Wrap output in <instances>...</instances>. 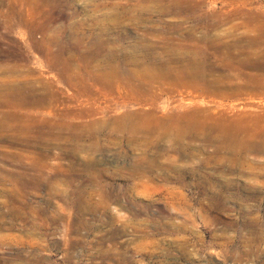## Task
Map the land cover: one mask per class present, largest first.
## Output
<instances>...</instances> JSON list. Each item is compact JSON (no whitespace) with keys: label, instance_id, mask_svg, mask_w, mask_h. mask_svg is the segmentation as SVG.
<instances>
[{"label":"rangeland","instance_id":"obj_1","mask_svg":"<svg viewBox=\"0 0 264 264\" xmlns=\"http://www.w3.org/2000/svg\"><path fill=\"white\" fill-rule=\"evenodd\" d=\"M32 1L0 0V67L31 70L47 92L55 91L73 107L87 105L89 97L95 114L66 121L67 141H57L48 128L41 137L33 128L32 136L48 145L27 152L0 141L5 155H30L25 164L0 158V264H264V177L213 170L214 164L203 168L200 138L184 141L192 146L186 156L157 151L147 145L145 132L139 129L131 140L114 120L132 114L144 130L168 126L167 119H193L199 108L230 112L233 102L209 98L205 87L183 84L178 73L164 67L184 52L198 57L194 47L205 36L197 20L202 14L217 24L211 37L220 38L216 43L221 53H227L222 45L232 35L246 37L247 54L264 55V0ZM177 1L196 12L163 13ZM199 51L213 52L205 47ZM115 68L136 76L137 82L130 85L123 76L112 79ZM61 69L69 72L71 85ZM3 73L0 80L9 76ZM102 79L106 88L98 85ZM251 82L263 83L259 78ZM76 92L83 95L81 103ZM253 96L249 103L237 102L238 109L247 103L255 106L253 113L264 111V95ZM55 118L54 113L42 114L46 122ZM61 127L68 126L60 124L54 132ZM163 144L170 146L168 139ZM34 153L45 158L34 163ZM257 157L249 158L264 163V156ZM152 159L158 166L150 173L145 162ZM196 168L201 170L198 175L211 173L223 182L196 180ZM180 170L188 171L182 182L173 178ZM143 174L153 178L139 180ZM22 177L29 181L24 187L18 183Z\"/></svg>","mask_w":264,"mask_h":264},{"label":"bare ground","instance_id":"obj_2","mask_svg":"<svg viewBox=\"0 0 264 264\" xmlns=\"http://www.w3.org/2000/svg\"><path fill=\"white\" fill-rule=\"evenodd\" d=\"M20 1L22 2L23 0H20ZM33 1H32V3H33ZM18 3H20V2H18ZM28 3L29 2L27 1V3H25V4H28ZM179 3H181V2L177 1L176 5L171 6L170 8L166 7V9L163 10V13L167 14L168 12H172V14H175V15L177 14V15H187L188 16V15L196 12V9L189 6L190 4L185 3V2H182V4H179ZM232 4L233 3L230 2V6ZM23 5H21V6H23ZM102 6H105V5H102ZM102 6H100V7L102 8ZM18 7H16V8H18ZM27 7H28V5H27ZM201 9H202V7H201ZM201 9H200V11H201ZM14 12H11V13H14ZM30 14H32V13H30ZM197 20L201 25H204L203 29H205V34H204L205 36L202 37L201 42L197 45V47H196V45L194 47L197 49L196 51H197L198 57L197 56H193V57L189 56V55L185 54V52L182 54H179V55L177 54L178 55L177 57L174 56V58L168 59L167 66H165L164 68H165V70L167 68L168 71H170L171 73H174V74L178 73L179 74L178 79L183 84H192V85L196 84L195 87H199V88L205 87L206 89L203 88L204 94L206 96H208L209 98H215V99H216V97L221 98V100H220L221 103H223V101L226 99L233 102V104L231 105L230 112L217 111V110H211V109L202 111L199 108V111L198 110L194 111L195 116L193 119H184L183 117L167 119V121H171L168 126H164V125L159 124L157 127L144 129V130L142 129L141 126H139L137 124V122L135 121L134 118L132 119V114L129 117L128 116L126 117V116H124V114H122L124 117H122V116L119 118L115 117L116 118V119H114L115 125H118L124 132H127L129 135L128 138H131V140L135 139L134 135H135V133L137 134V131L140 129L141 132L142 131L145 132L143 134L145 135L144 137L146 139V143L148 146L155 147V149L157 151L165 150L166 152H175L179 155H184V156L187 155V152L188 153L192 152V146L184 143V141L186 139H189V138H196V139L200 138V140L203 142V144L198 149L199 155L201 152V153H203L201 155L206 156L205 160H203L205 162V163H203L204 164L202 166L203 168L207 169L211 165L214 164L213 166H215L216 168H213V170L216 169V170H219L221 172H230V173H237V174L239 173V174H241V176L244 174H249V176H250L254 173L255 178H258V180H259V178L264 177V163L260 162V160H259V162H260L259 163L257 160H255V159L253 160L249 157L251 155H255L256 157L257 156L258 157L264 156V111H260L259 109H257L258 110L257 113H253L252 111L256 110L255 106H251L247 103H249L248 100L254 99L253 95H255V94H263L264 95V60H263L264 55L262 53H249V54H247L245 51L246 37L241 38V37L236 36L234 38V37H232V35L230 36L231 40L229 42H227L225 45H222L225 48H227V50H228L227 53H221V49H220L221 46H219V44L216 43L220 38H215L214 35H213L214 36L213 38L211 37V32L216 30L217 24L213 23V22L210 23L208 21L207 15H204V14L199 15L197 17ZM209 37H211L212 40H210ZM95 41H97V40H95ZM213 44H214V46H212ZM203 46L205 47L206 50H212L213 52L203 54L201 51H199L200 48L201 49L204 48ZM198 52L201 53L202 55H200ZM45 56L48 58V60L52 59V56L49 53H47ZM21 58H24V57H21ZM20 62H22V61H20ZM20 62H18V63H20ZM51 62H53V61H51ZM53 64H54V62H53ZM8 65H9V63H8ZM14 65H16V63ZM21 66L23 68V65H21ZM18 68H19V65L13 66L10 68H8V66H7V67H5V69L3 68V70H2L5 73V75L8 74L9 76H7V78L3 77V79L0 80V141H7L10 143L9 145H11V144L21 145L24 148V150H22V151H26V149H28L30 147H32L34 149V147H36V146L47 144L43 138L40 139V137L45 134V131H44L45 128L50 129V131L52 130L51 132H49V133H52V135L56 134L55 139L57 141H60L63 139H65L64 141H67L69 138L68 139L66 137L64 138V134L66 135L68 132L69 123H67L66 121H69L73 118L83 120V118L88 117L90 115L93 116L95 114L94 111L92 112L93 104L90 103L91 98L87 97L88 95L87 96L85 95L87 97V99H86L87 105L84 106L83 104L78 103V105H83L84 107L79 108L78 105L77 106L75 105L74 106L75 108H74L72 106V102L70 100H66L63 97H60L59 95L56 94L55 91H53L52 93L47 92L44 88L45 84L43 82H41L40 80H38L37 78L34 79L32 74H31V72H32L31 70H29L28 72H23L22 70H19ZM61 68H62V66H61ZM157 69L162 71L163 67H161V69L156 68V70ZM26 70H28V69H26ZM61 70L63 71L64 69H61ZM2 71L0 70V72H2ZM20 71H22V72H20ZM33 73H34V71H33ZM62 73L64 74L65 81L68 83V84L66 83L67 86H69V84L71 85V82L69 80V77H71V76L68 77L69 72L66 70V72L63 71ZM111 74L113 75L112 79H114V78L118 79V77L123 76L124 81H126L130 85H132V83H134V81L137 80L136 76L131 77V74L128 75L130 77L125 76V72L120 71L118 68H115ZM108 76H111V75H108ZM251 78L262 79L263 83L254 84L251 82ZM74 79H76V77ZM104 79L98 81L99 86L105 87V85L107 83H105L106 79L105 80ZM78 80H77V82H80ZM73 81L76 82L75 80H73ZM80 92H76V97L78 96V98H76L77 99L76 101L81 103L83 100L80 101L79 97H82L83 95ZM215 99H213V100H215ZM243 100L248 101V102L245 103L244 107H240L238 109V105H236V103L239 101H243ZM259 104H261V103H259ZM165 105H168V102H166ZM77 109H78V111H77ZM45 113H47L50 116L54 113V117H56L55 120H52L50 122H46L45 119L43 120L42 114H45ZM104 119H106V118H104ZM164 120L165 119H163L162 121L166 122ZM97 121H98V119H97ZM60 124L62 126H63V124H66L68 126V127H66L67 129H63L61 127L62 128V129H60L61 131L58 129L60 132L55 133L54 132L55 128H58ZM94 124H96V123H94ZM100 124L102 127V123H100ZM97 126H99V125L97 124ZM75 127H76V125H75ZM33 128L38 130L40 137L35 138L34 136H32ZM99 129H101V128H99ZM110 130H111V128H110ZM46 133H48V132H46ZM166 139H168L170 142V146L167 145L168 146L167 149L165 148V146L163 144V142ZM0 145H1V143H0ZM77 145H76V147H77ZM63 146H64V144H63ZM50 147H52V146H50ZM65 148H67V147L65 146ZM81 149H82V147H81ZM209 149H212V150H209ZM2 150H3V147L0 146V158H2V159L7 158L8 160H11L12 162L19 163V164H25L27 159L28 160L30 159V158H28V157H30V155L20 154V153H10L9 155H5L4 153H1ZM37 150H38V148H37ZM75 150L76 149H74V151L72 153L73 155L76 154ZM31 152H32V150H31ZM69 152H70V150H69ZM147 153L148 152H146V154ZM190 156H191V154H190ZM193 156H194V154H193ZM44 158H45V156L43 154L34 153L32 160L35 163L36 161L41 162ZM49 158L51 159V157H49ZM46 160H48V159H46ZM89 162H91V161H89ZM145 163H146V168L149 169L150 173L153 172V171L151 172V170H154L158 166L156 161H154L153 159L152 160H146ZM198 163H200V162H198ZM59 164H60V162H59ZM41 165H43V164H41ZM140 167H141V165H140ZM247 167H248V169H247ZM176 168H177V166H176ZM254 169L255 170L259 169V170H261V172L255 173ZM198 170L201 171L200 169H197V168L195 170H192L194 173V176H192V177H195V178L197 177V178L201 179V181H203V182H208L211 180H215L218 183L223 182V180L220 177H214L213 175H210L211 173H209V174L206 173L205 175H202V174L198 175L197 174V173H199ZM203 171H205V170H203ZM187 172L188 171L180 170L178 173L175 174V176L173 178L182 182L183 179L185 180L184 174H187ZM134 174L135 173H133V175ZM196 174H197V176H196ZM39 175H41V174H39ZM56 176H57V174H56ZM58 177H59V175H58ZM145 177L148 180H151V178H153V175H150L148 177L147 174H143V175H141L139 180L142 178H145ZM165 177L167 178V174L165 175ZM22 178H24V177H22ZM31 178H32V176H31ZM42 178H43V176H42ZM197 178H196V180H197ZM136 179H138V178H136ZM167 180H169V178ZM19 181H21V182H18L21 187L22 186L24 187V185L26 186L27 184H29V181H26L25 178L20 179ZM52 181H54V180H52ZM33 183L35 184V182H33ZM230 183H233V182L232 181L228 182V184H230ZM33 186H35V185H33ZM46 187H47V185H46ZM22 189H24V188H22ZM105 190L107 191V189H105ZM58 191H61V190H58ZM69 191H68V193H69ZM103 191H104V189H103ZM73 192H75V190ZM103 195H105V194H103ZM59 196H60V194H59ZM56 197H58V196H56ZM106 197H107V195H106ZM5 204L6 205L8 204L7 206H9V203H5ZM30 211H32V210H30ZM1 238L2 237H0V239Z\"/></svg>","mask_w":264,"mask_h":264}]
</instances>
